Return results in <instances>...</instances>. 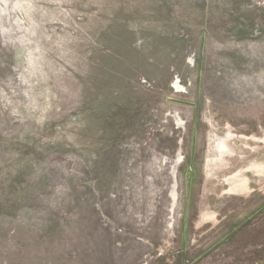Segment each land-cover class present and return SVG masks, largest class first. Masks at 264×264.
Instances as JSON below:
<instances>
[{
  "label": "rangeland",
  "instance_id": "rangeland-1",
  "mask_svg": "<svg viewBox=\"0 0 264 264\" xmlns=\"http://www.w3.org/2000/svg\"><path fill=\"white\" fill-rule=\"evenodd\" d=\"M0 264H264V0H0Z\"/></svg>",
  "mask_w": 264,
  "mask_h": 264
}]
</instances>
